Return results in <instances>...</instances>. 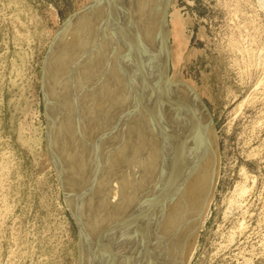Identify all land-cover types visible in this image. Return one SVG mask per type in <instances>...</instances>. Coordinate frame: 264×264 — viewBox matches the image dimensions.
Segmentation results:
<instances>
[{
  "label": "bare ground",
  "instance_id": "6f19581e",
  "mask_svg": "<svg viewBox=\"0 0 264 264\" xmlns=\"http://www.w3.org/2000/svg\"><path fill=\"white\" fill-rule=\"evenodd\" d=\"M172 1L94 0L47 54L48 148L90 241L83 264H187L210 210L220 145L170 75Z\"/></svg>",
  "mask_w": 264,
  "mask_h": 264
},
{
  "label": "rangeland",
  "instance_id": "374dc122",
  "mask_svg": "<svg viewBox=\"0 0 264 264\" xmlns=\"http://www.w3.org/2000/svg\"><path fill=\"white\" fill-rule=\"evenodd\" d=\"M92 1L0 0V264H83L89 248L51 160L43 78L57 31ZM170 23V75L197 90L220 145L187 264H264V0H173Z\"/></svg>",
  "mask_w": 264,
  "mask_h": 264
}]
</instances>
